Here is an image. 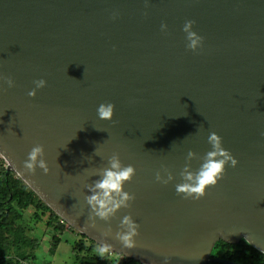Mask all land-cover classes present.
I'll return each instance as SVG.
<instances>
[{"label":"water","instance_id":"1","mask_svg":"<svg viewBox=\"0 0 264 264\" xmlns=\"http://www.w3.org/2000/svg\"><path fill=\"white\" fill-rule=\"evenodd\" d=\"M188 19L204 37L197 52ZM0 73L16 82L0 88L5 169L69 226L140 264H241L211 256L218 240L264 253V0H0ZM102 102L115 104L112 120L98 118ZM212 131L238 164L205 197L184 199L175 184L187 152L202 157ZM38 143L47 174L23 167ZM113 152L136 167L124 185L136 199L93 227L86 185ZM162 165L175 175L167 185L155 180ZM128 213L140 224L131 248L115 238Z\"/></svg>","mask_w":264,"mask_h":264},{"label":"clouds","instance_id":"2","mask_svg":"<svg viewBox=\"0 0 264 264\" xmlns=\"http://www.w3.org/2000/svg\"><path fill=\"white\" fill-rule=\"evenodd\" d=\"M149 4L150 0H144L146 9ZM118 14V12H113L112 19H116ZM144 14L147 15V12ZM195 23V20L188 19L182 26V31L186 34V48L193 52L201 50L204 41V37L194 30ZM160 27L162 32H167V23H161ZM15 83L12 76L0 73V88L3 87V84H6L8 88H12L15 87ZM33 84L35 87L28 92L30 97H35L37 90L44 88L47 81L40 78L34 80ZM114 111L115 104L113 102H102L97 108V115L101 120H112ZM261 136H264V132H261ZM207 141L211 148L202 157L189 149L185 157L186 163L178 174L180 181L175 184V191L177 195L182 196L184 199L198 201L205 197L207 194L206 189L216 186L224 178L227 167L235 168L238 164L237 158L229 149L223 146V138L217 132H210ZM193 159L201 161L196 169H192L191 161ZM23 167L25 171L32 174H35L37 168L42 169L45 174L49 172L43 144L38 143L31 148L23 162ZM136 171L133 164L123 163L118 152H113L107 158V166L95 170L93 175L98 178L86 185L90 194L85 197L86 203L89 205L88 221L91 222V226L95 227L97 217L103 221H110L122 208L132 207L136 195L134 192L125 190L124 185L126 182L132 181ZM174 179L173 171L166 165H162L161 169H158L155 173V180L164 185L169 184ZM139 229L140 224L133 219L131 213H128L121 219L119 230L115 232V238L124 247H134L136 245L134 238L139 235ZM111 234L112 228L109 224L103 235L107 237ZM109 247L111 245L104 242L101 252L106 251ZM168 259L166 257L163 264H168Z\"/></svg>","mask_w":264,"mask_h":264},{"label":"trees","instance_id":"3","mask_svg":"<svg viewBox=\"0 0 264 264\" xmlns=\"http://www.w3.org/2000/svg\"><path fill=\"white\" fill-rule=\"evenodd\" d=\"M4 163L0 156V264H20L21 261L35 264L34 252L39 248L40 241L29 237L20 224L23 212L29 208L33 209V214L38 219H46L45 226L52 233L48 249L50 255L55 253L61 240H67V234L71 233L72 253L78 264H140L134 259L114 252L120 260L113 263L108 249L101 252L102 246L67 225L13 171H6ZM211 256L241 264H264V253L252 247L243 238L236 243L218 240L211 251Z\"/></svg>","mask_w":264,"mask_h":264},{"label":"rangeland","instance_id":"4","mask_svg":"<svg viewBox=\"0 0 264 264\" xmlns=\"http://www.w3.org/2000/svg\"><path fill=\"white\" fill-rule=\"evenodd\" d=\"M5 166V163H4ZM15 174V173H14ZM16 175V174H15ZM42 218V217H41ZM45 218L41 220L34 216L33 209L29 208L23 212L20 224L25 228V233L34 239L40 241V246L35 250V264H78L72 253L73 237L71 233L67 234V240H61L53 255L48 252L51 232L45 226ZM68 225V224H67ZM111 261L120 260V257L111 252Z\"/></svg>","mask_w":264,"mask_h":264},{"label":"built area","instance_id":"5","mask_svg":"<svg viewBox=\"0 0 264 264\" xmlns=\"http://www.w3.org/2000/svg\"><path fill=\"white\" fill-rule=\"evenodd\" d=\"M20 264H33L32 262H29V261H21Z\"/></svg>","mask_w":264,"mask_h":264}]
</instances>
